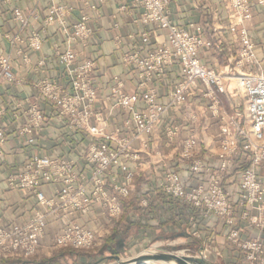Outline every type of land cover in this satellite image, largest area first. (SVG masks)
Here are the masks:
<instances>
[{"label":"built area","instance_id":"built-area-1","mask_svg":"<svg viewBox=\"0 0 264 264\" xmlns=\"http://www.w3.org/2000/svg\"><path fill=\"white\" fill-rule=\"evenodd\" d=\"M106 1L86 0L91 10ZM118 1L122 2L120 8L125 9L126 0ZM130 1L142 8L140 22L152 25L154 30L142 32L138 42L124 52L123 65L135 72V90L124 92L115 78L119 84L112 92L105 116L96 109L95 61L79 59L72 48L75 42L86 44L93 34L89 17L82 15L69 23L73 10L70 5L51 3L47 8L43 23L57 24L63 30L66 47L56 54L61 78L43 79L37 90L56 117L82 132L89 142L71 158L30 155L8 178L12 189L32 194L38 208L21 221L0 226V259L29 258L36 254L50 224L57 220L63 223L51 236L56 246L75 250L94 248L98 244V230L81 222L92 216L96 206L107 216L119 218L122 201L131 197L136 177L146 175L152 164L159 163L165 167L153 186L162 192L168 204L193 211L188 218L189 233L201 241L199 253L204 259L207 256L216 259L220 253L211 251L209 237L202 238L196 212L223 222L228 230L227 242L247 264H264V175H259L264 163V65L257 60L254 42L245 26L252 18V6H264V0H227V30L238 48L217 69L206 66L201 59L209 52H223L222 42L216 36L217 27L177 26L169 17L170 0ZM12 18L20 29H27L31 20L39 19V14L14 7ZM154 31L162 32L161 41H152ZM5 37L14 46L26 45L36 52L42 49V38L35 31L26 39L9 33ZM45 60L42 57L38 64L43 65ZM174 65H178L180 75L163 101L154 85ZM246 66H252L254 71L245 70ZM2 82L21 84L9 57L4 55L0 56ZM194 95L206 101V117L218 126L216 164L206 160L194 135L181 137V126L175 123L166 124L161 132L171 151L163 153L152 146L158 124ZM114 111L118 114L115 127L109 130ZM4 116L0 101V156L7 139L6 128L1 124ZM25 116L17 133L27 145H34L46 123V115L34 103L25 110ZM231 172L237 175L234 190L225 185V177ZM139 206L146 209L148 198H142ZM251 229L256 230L255 236L246 234Z\"/></svg>","mask_w":264,"mask_h":264},{"label":"crops","instance_id":"crops-1","mask_svg":"<svg viewBox=\"0 0 264 264\" xmlns=\"http://www.w3.org/2000/svg\"><path fill=\"white\" fill-rule=\"evenodd\" d=\"M51 3L68 4L73 8L68 17L69 23L76 21L82 15L89 17L88 24L93 28V34L86 44L75 42L72 48L78 53L79 59L95 61L94 74L98 90L96 109L103 116L108 114L110 97L118 82L126 93L135 90V72L132 68L123 65L124 52L130 49L132 43L138 42L142 32L154 30L152 25H143L140 22L142 8L134 6L130 0L125 1V9L120 8L122 2L108 0L97 3L96 10L89 9L86 0H0V56L9 57L15 77L21 81L20 85H9L6 82L0 84V101L5 114L1 124L7 131V139L0 156V226L21 221L38 208L32 194L12 189L8 184V178L21 168L30 155L71 158L83 151L89 142V138L82 132L70 128L63 119L56 117L50 106L41 100L37 90L39 81L61 78V68L56 62V54L66 47L63 30L57 24L43 23L46 10ZM14 7L36 12L39 14V19L31 20L27 29H20L12 18ZM168 12L172 23L185 29H192L196 24L204 26L212 24L218 28L216 36L222 42L223 52L203 54L201 59L206 66L217 69L225 64L226 58L231 53H236L238 44L232 42L231 34L227 30V0H170ZM245 26L254 42L257 60L264 65V6H252V18L245 22ZM31 31H35L42 38L40 51L36 52L21 44L14 46L5 37L9 33L18 34L26 39ZM153 33V42L162 40L161 31ZM19 47L20 51H18ZM42 57H46V60L43 65H39L38 62ZM244 69L254 71L252 66H246ZM179 75L178 65L168 67L162 81L154 85L161 100H166L168 90L178 80ZM34 103L44 111L46 123L38 134L36 143L27 145L24 137L19 136L17 132L26 120L25 110ZM205 106L206 101L200 95H194L183 107L171 110L158 124L152 146L163 153L170 152L171 146L165 143V137L161 132L166 124L175 123L181 126L180 136L194 135L206 160L216 164L215 153L219 147V130L216 122L206 117ZM12 115L17 118H11ZM117 115L114 111L110 117L109 130L115 127ZM189 115H195L196 118L187 119ZM180 136L176 139L177 146L180 144ZM164 167V164L159 163L152 164L150 168L145 166L149 171L146 175L136 177L131 197L122 201L123 210L119 218L107 216L101 207L96 206L92 216L81 222L98 230V244L94 248L75 250L56 246L51 236L63 223L62 220H57L50 224L36 254L29 258L0 259V264H97L101 258L98 254L104 250L113 253L121 246L128 247L131 243L126 237L130 232L136 233V236L131 235L130 239L136 237L139 242L157 235L162 240L159 233L169 232L185 239L191 237L188 218L193 211L181 207L175 208L168 204L162 192L153 186L161 175L160 170ZM259 175H264V163L259 168ZM236 184L237 175L234 172L226 175L225 185L228 189L234 190ZM142 198L149 200L146 209L139 206ZM194 214L200 224L202 238L209 237L210 249L221 251L224 261L229 264H247L240 252L227 242L228 230L220 219L212 216L203 217L200 212ZM246 234L255 236L256 230L251 229ZM198 243L201 244V241L193 238L191 245L197 246ZM96 249L98 252L92 254L91 251L94 252Z\"/></svg>","mask_w":264,"mask_h":264},{"label":"rangeland","instance_id":"rangeland-1","mask_svg":"<svg viewBox=\"0 0 264 264\" xmlns=\"http://www.w3.org/2000/svg\"><path fill=\"white\" fill-rule=\"evenodd\" d=\"M162 172V170H160ZM159 171V173H160ZM130 235H128V237H126L128 240V242H130L131 244H129L128 247L126 246H121L118 248L117 251L113 252V253H108L106 252V250H104L103 252H101L99 255H101L100 261L97 262V264H116L115 260L110 258V256L113 255H117L121 258V260H127L131 257H134L135 255L139 254V253H144V252H161L163 250L168 251V252H172L176 255H186V256H194L197 258H201L204 259L199 251L201 248V244L198 243L195 245H191L192 244V239L193 237H188L187 239L179 237L180 235L172 234V233H159L162 236V240L159 238V236L157 235L154 238H149L145 239V240H141L140 242L138 240H136V237L131 238V235H135L136 233L134 232H130ZM187 245H190L187 246ZM212 252H219L220 256L215 259L213 257H205V264H229L226 261H224V257L221 253V251H216L213 250L211 248ZM92 254H94L95 252H98L97 249L93 251H91ZM94 264V263H92ZM147 264H153V263H147ZM154 264H164L162 261H158L155 262Z\"/></svg>","mask_w":264,"mask_h":264},{"label":"water","instance_id":"water-1","mask_svg":"<svg viewBox=\"0 0 264 264\" xmlns=\"http://www.w3.org/2000/svg\"><path fill=\"white\" fill-rule=\"evenodd\" d=\"M114 259L116 264H144L146 262H152L153 264L158 261L162 262H174L176 264H205V260L194 256L176 255L172 252L161 251V252H144L135 255L127 260H121L117 255L110 256Z\"/></svg>","mask_w":264,"mask_h":264},{"label":"bare ground","instance_id":"bare-ground-1","mask_svg":"<svg viewBox=\"0 0 264 264\" xmlns=\"http://www.w3.org/2000/svg\"><path fill=\"white\" fill-rule=\"evenodd\" d=\"M147 263H152V262H146V263H144V264H147ZM164 264H176V263H174V262H170V263H167V262H163ZM130 264H132V263H130Z\"/></svg>","mask_w":264,"mask_h":264},{"label":"trees","instance_id":"trees-1","mask_svg":"<svg viewBox=\"0 0 264 264\" xmlns=\"http://www.w3.org/2000/svg\"><path fill=\"white\" fill-rule=\"evenodd\" d=\"M125 229V228H124ZM126 229H128V228H126Z\"/></svg>","mask_w":264,"mask_h":264}]
</instances>
